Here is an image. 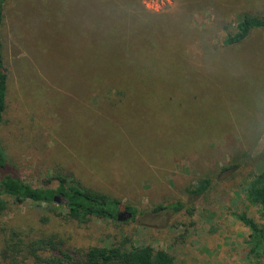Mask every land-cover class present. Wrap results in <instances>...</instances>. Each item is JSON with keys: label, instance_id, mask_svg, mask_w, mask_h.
Listing matches in <instances>:
<instances>
[{"label": "rangeland", "instance_id": "1", "mask_svg": "<svg viewBox=\"0 0 264 264\" xmlns=\"http://www.w3.org/2000/svg\"><path fill=\"white\" fill-rule=\"evenodd\" d=\"M245 13L264 15V0L7 1V170L37 187L72 172L136 211L79 223L57 203L1 195L0 264L18 236L52 234L75 251L127 239L168 250L174 264H257L237 214L264 222L244 192L264 168V29L224 43ZM128 28L143 33L124 39ZM98 63L119 67L127 89L98 85ZM144 66L156 79L133 69ZM204 177L208 190L192 194Z\"/></svg>", "mask_w": 264, "mask_h": 264}, {"label": "trees", "instance_id": "2", "mask_svg": "<svg viewBox=\"0 0 264 264\" xmlns=\"http://www.w3.org/2000/svg\"><path fill=\"white\" fill-rule=\"evenodd\" d=\"M7 1L0 0V197L6 194L11 196L16 203L31 200L46 203L49 207H52L51 204L57 203L58 207L65 208L67 217L79 223H86L93 216L117 221L118 214L123 207L122 200L108 192L87 186L72 172H58L51 175L48 182L55 181L56 186L54 187H37L23 180L18 174L7 170V159L1 135L8 96V74L2 40V26ZM128 10L127 17L133 18L134 12L131 9ZM103 11L110 19L112 18V13L106 12L105 7L98 10V12ZM255 29H264V15L245 13L237 22L236 30L227 33L224 43L226 45L240 43ZM130 32L137 37L143 33L141 30L136 31L128 28L126 33L119 32V35L127 39ZM133 69L140 76L144 74L145 70L154 78L156 77L154 68L144 66V68ZM91 70L94 75L92 77L98 81V85L107 82L111 87L116 86L119 90L127 89L120 80H117L122 75L119 67L109 68L98 63L95 67H91ZM168 71L161 73V75H167V80L170 79ZM128 91L131 92V90ZM210 185V178L204 177L190 192L194 195H201L208 190ZM244 192L251 204L258 205L261 216L264 218V168L246 182ZM56 194L62 196L61 202L54 200ZM5 205V201L0 198V213ZM172 206L175 209L182 207L179 203ZM124 207L135 214L134 206L126 204ZM164 208L165 206H158L155 210ZM237 216L248 229L246 239L248 256L259 264L264 257V222L259 223L246 213H239ZM64 243L63 239L58 238L56 234L44 235L27 242L18 236L16 241L8 243L3 248L4 257L9 258V264H174V256L168 250L155 249L147 244H131L127 239L111 245L91 246L83 252L63 248Z\"/></svg>", "mask_w": 264, "mask_h": 264}, {"label": "water", "instance_id": "3", "mask_svg": "<svg viewBox=\"0 0 264 264\" xmlns=\"http://www.w3.org/2000/svg\"><path fill=\"white\" fill-rule=\"evenodd\" d=\"M54 200L57 201V202H61L63 200V198H62L61 195L56 194L54 196ZM131 215H132V213L130 211H128V210H126V211H120L119 214H118L117 219L118 220H125L128 217H130Z\"/></svg>", "mask_w": 264, "mask_h": 264}]
</instances>
